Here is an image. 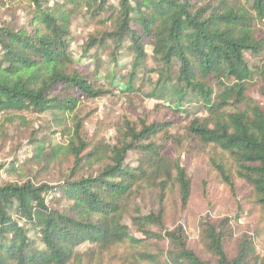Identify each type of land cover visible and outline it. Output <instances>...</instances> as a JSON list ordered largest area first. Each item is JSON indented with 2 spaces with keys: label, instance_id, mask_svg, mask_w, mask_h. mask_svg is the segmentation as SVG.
Wrapping results in <instances>:
<instances>
[{
  "label": "trees",
  "instance_id": "trees-1",
  "mask_svg": "<svg viewBox=\"0 0 264 264\" xmlns=\"http://www.w3.org/2000/svg\"><path fill=\"white\" fill-rule=\"evenodd\" d=\"M12 1H0V145L11 140L2 131L14 115L49 117L53 128L43 120L47 129L28 136L25 155L14 152L0 173L39 171L62 156L73 162L53 183L0 180V264H103L124 245L130 253L118 264H264L258 234L238 232L228 217H200L197 252L180 222L166 225L163 204L172 193L185 209L192 194L174 155L180 146L186 160L209 149L219 182L246 185L264 212V105L251 96L258 89L264 103V0H21V25L6 5ZM76 18L104 28L87 37L79 60ZM145 90L185 119L182 135L169 121L125 120L111 142L82 137L77 114L86 103ZM144 192L157 200L146 214L137 202Z\"/></svg>",
  "mask_w": 264,
  "mask_h": 264
},
{
  "label": "rangeland",
  "instance_id": "rangeland-1",
  "mask_svg": "<svg viewBox=\"0 0 264 264\" xmlns=\"http://www.w3.org/2000/svg\"><path fill=\"white\" fill-rule=\"evenodd\" d=\"M17 1L21 0L12 1L11 3H6V5H10L11 11L16 13L18 24L21 25L24 24L26 20V16L24 15L25 5ZM53 2H55V0ZM116 3L117 0L111 1V4L116 5ZM2 13L3 9L0 8V17H2ZM80 20V18H76L71 28V37L73 38L72 52L76 60H79L81 56V48L87 37L104 31L103 26L98 23L92 22L87 24ZM258 37L264 40V23L259 27ZM147 49L149 52L150 43ZM246 61L249 65L255 66L258 64V59L249 54L246 55ZM160 68L159 64L154 67L156 70H160ZM175 69L176 66H173V70ZM173 75L174 72L172 73V76ZM152 78L155 79L156 75H152ZM141 80L142 77H138L134 86L139 87ZM124 86L125 84L121 85V87ZM146 92L147 90H145L143 95L135 98L114 96L86 103L77 114L82 125V137L87 139L91 144L111 142L116 137L115 126L125 120L134 124L141 121L147 124L153 121H169L172 123L171 133L173 135H182L183 129L186 126L185 119L182 117H173L159 108L154 101L146 97ZM251 96L257 103L264 105L258 93V89L254 88L251 92ZM20 117H24L26 125H22ZM43 120L49 125L48 128H53L52 123L49 122V117L34 119L26 115H21L19 117L18 115H14L11 121L6 123L2 132L11 140L5 147L0 145L1 168L2 164L5 165L12 161L14 152L18 153L20 158L25 155L22 150H25L30 144L27 142V137L34 134V132H36L35 130L39 131L41 127L44 128V130L47 129V125H45L46 123ZM41 133L42 132H39V134H35V136L39 138ZM47 139H49V137H47ZM208 152L209 149H205V151L201 150V152H198L197 156L186 160L184 156L185 151L180 146L175 147L174 155L180 156L182 165L187 168V175L192 184V194L185 209H182L180 202H178V199H176L172 193L171 196L169 195L166 197L163 203L167 212L166 225L170 227L174 221L180 222L188 235L189 246L201 253L197 229V223L200 217L206 214L212 219L228 217L231 218L232 224L236 227L238 232H245L249 235L258 234V237L255 238V252L258 255H263L264 212L252 206L253 204L250 203L251 192L246 185L235 181L234 188L230 189L219 182L208 163ZM19 155H17V157ZM72 162V157L62 156L60 159L49 164L46 169L45 163H40L39 171H37L36 167H33V169H31L32 171L26 169L22 172L18 171L15 174H9L2 170L0 173V180L5 182H18L21 179L24 180L25 177L28 176L35 184H38V182L53 183L68 171ZM137 202L140 204L142 214H146L157 208L155 195L148 192H144L141 199ZM135 236L138 235L135 234ZM128 253H130V250L127 245L119 246L113 250L107 251L100 261H102L103 264H110V262L111 264H118L116 259L119 257L123 258ZM112 258L115 259L114 262Z\"/></svg>",
  "mask_w": 264,
  "mask_h": 264
}]
</instances>
